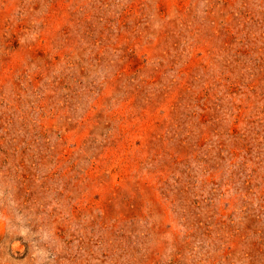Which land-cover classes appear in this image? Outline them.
I'll return each mask as SVG.
<instances>
[{
	"label": "rangeland",
	"instance_id": "obj_1",
	"mask_svg": "<svg viewBox=\"0 0 264 264\" xmlns=\"http://www.w3.org/2000/svg\"><path fill=\"white\" fill-rule=\"evenodd\" d=\"M0 264H264V0H0Z\"/></svg>",
	"mask_w": 264,
	"mask_h": 264
}]
</instances>
